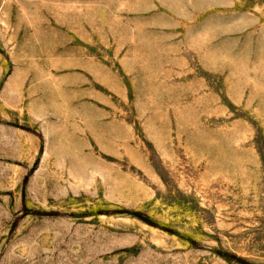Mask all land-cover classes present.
Listing matches in <instances>:
<instances>
[{"label":"rangeland","instance_id":"obj_1","mask_svg":"<svg viewBox=\"0 0 264 264\" xmlns=\"http://www.w3.org/2000/svg\"><path fill=\"white\" fill-rule=\"evenodd\" d=\"M0 264H264V0H0Z\"/></svg>","mask_w":264,"mask_h":264}]
</instances>
